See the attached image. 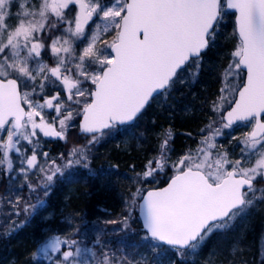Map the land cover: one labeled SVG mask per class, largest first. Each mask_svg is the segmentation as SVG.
Segmentation results:
<instances>
[{"label": "snow or ice", "instance_id": "obj_1", "mask_svg": "<svg viewBox=\"0 0 264 264\" xmlns=\"http://www.w3.org/2000/svg\"><path fill=\"white\" fill-rule=\"evenodd\" d=\"M225 9L235 16V43L216 98L205 101L212 116L199 131L198 147L172 161V133H162L157 155L135 182L156 183L167 168L166 186L146 194L137 187L127 214L106 223L132 230L136 212L157 264L164 245L179 256L197 254L213 233L235 231L264 203V188L255 186L264 182V0H0V172L14 183L19 173L30 191L47 195L65 170L89 169L87 146L61 153L57 163L40 150L42 137L66 140L76 116L89 145L117 126H134L150 101L184 83L185 73L199 76L217 46ZM234 126L249 130L233 137L239 154L233 149L230 157L217 140ZM19 203L17 197L13 207ZM35 208L26 203L23 211ZM79 234L78 228L71 237L52 234L38 253L51 264H147L146 254L136 259L105 251L99 236L97 256ZM229 247L232 255L239 252L238 244Z\"/></svg>", "mask_w": 264, "mask_h": 264}, {"label": "trees", "instance_id": "obj_2", "mask_svg": "<svg viewBox=\"0 0 264 264\" xmlns=\"http://www.w3.org/2000/svg\"><path fill=\"white\" fill-rule=\"evenodd\" d=\"M226 14L228 16L223 17L219 29L221 36L217 38V46L205 55L199 76L193 79L191 72L185 73L187 82L177 84L170 93L154 99L134 126L113 129L111 138L95 152L99 160L96 157L92 159L89 165L91 171L85 168L71 170L63 178L56 177L47 195L39 189L37 193L21 189L24 182L14 183L0 172L3 197L0 264H51L50 260L38 253L39 246L52 234L71 237L77 228L80 234L75 238L83 239L87 246L93 247L97 256L101 253V248L95 244L99 236L102 245L107 242L104 250L111 249L118 257L127 255L139 259L146 252L149 260H156L148 248L151 242L143 239L144 229L136 212L130 222L132 230H120L119 223L106 222L120 220L127 214L129 193L134 192L138 185L146 193L167 183L168 177L172 175L167 168L156 183L135 182L136 173L142 172L147 161L157 155V142L163 138L162 133H172L171 146L175 151L170 154L171 158L179 157L197 146L199 131L212 116L205 101L216 98L220 71L227 65V53L235 43L234 15ZM158 103H161L159 108L156 105ZM76 129L78 132V127ZM131 130L136 131V134L128 144H124L126 138L131 137ZM141 134L144 139H140ZM77 136L76 141L89 138ZM65 141H71L70 133ZM39 147L49 157L57 158V161L60 154L66 152L63 140L51 142L41 139ZM69 173L71 179H68ZM10 184L14 189L11 193L8 191ZM17 197L20 203L13 207ZM38 198L43 204L38 203ZM8 200L13 201V204H9ZM26 203L36 205L35 210L25 213L23 208ZM16 211H19L18 216L14 215ZM245 225L246 228L238 229L236 226L235 231L227 234L213 233L197 254L179 256L175 249L165 246L159 251L165 256L164 259L173 260L175 264H207L209 260H212L211 264H228L229 260L232 264H264V252L260 255L256 253L262 230L259 213L249 216ZM234 244L239 245V252L232 255L229 246ZM50 255L55 259L56 254Z\"/></svg>", "mask_w": 264, "mask_h": 264}, {"label": "rangeland", "instance_id": "obj_3", "mask_svg": "<svg viewBox=\"0 0 264 264\" xmlns=\"http://www.w3.org/2000/svg\"><path fill=\"white\" fill-rule=\"evenodd\" d=\"M226 13V12H225ZM226 16H228V14H225L224 15V17H226ZM225 19V18H224ZM220 36L221 35H219L218 36V38H220ZM111 35H107L106 37H105V39H108V41L109 42H111ZM222 38H224V37H222ZM99 46V45H98ZM233 47V46H232ZM232 49V48H231ZM230 49V50H231ZM228 63V58H227V60H226V62H225V64H227ZM222 69H224V68H222ZM222 71L223 70H221L220 71V74L222 73ZM201 72H202V70H201ZM200 72V73H201ZM219 74V75H220ZM187 80H188V77L185 75V80H184V83L185 82H187ZM219 81V80H218ZM184 83H182V84H179V85H183ZM220 87V82H218V85H217V89ZM217 93V92H216ZM213 99H215V98H213ZM159 104V105H158ZM158 104H156L157 105V107L159 108L160 106H161V103H158ZM156 107V108H157ZM157 108V109H158ZM80 121V117L79 116H76L75 117V119L72 121V126L68 129V131H67V135L70 133V139H71V141H65V140H63L64 141V144H65V147H66V152L64 153V154H67V153H69V151L72 149V148H74V147H81V146H87V149H88V152H89V159H90V162L92 161V159L94 160V158L96 157V159H98L99 160V156L97 157L96 156V154H95V152L96 151H98L102 146H104V144H106L107 143V140H109L108 138H111V136L114 134V132H112V134L111 135H105V136H103L102 138H100L99 139V141H98V143H96L95 145H89L88 144V139H81L80 141H76V137L78 138L79 136H77V134L79 135V130H78V132H77V127H78V122ZM206 122H208V121H206ZM134 130H136V129H134ZM134 130H131V133H130V136L131 137H129V138H126V140L127 141H125V143L124 144H128V141H130L134 136H135V134H136V131H134ZM249 129H246V128H244V127H233V129H225L224 130V135L222 136V137H220V138H218V140H217V143H218V146L219 145H223V148L224 149H227L228 151H229V155H230V157H232L233 156V149L235 150V154L238 156V154H239V148L238 147H236V144H237V141H236V139H233V137H239V138H242V136H243V134L246 132V131H248ZM229 133H231V135H229ZM74 140H75V142H74ZM111 140V139H110ZM112 141H114V140H112ZM70 142H72V145H71V143ZM118 141H116V143H117ZM23 143H25L26 144V142H23ZM123 145V144H122ZM122 147L123 146H121V144H120V148L122 149ZM198 147V144H197V146L195 147V148H197ZM194 148V149H195ZM194 149H192V150H194ZM28 154H30V152L28 153ZM178 157H172L171 158V160L172 161H174V160H176ZM41 163H44V161L43 160H41ZM57 163H61V161H60V159L57 161ZM79 169H83V167H81V166H76V167H74L73 169H67V170H65V174H64V177H65V175L67 174V172H69V171H71V170H73V171H75V170H79ZM72 171V172H73ZM31 174H29V177H28V182H30V183H32L33 185H35L36 184V179H37V177H34V176H32V178H31ZM60 176H57V178H59ZM61 178H63V177H61ZM56 180V178L54 179V181ZM17 181L18 182H24L23 184H21V189H23V188H26L28 191H30V189H29V187L27 186V183L24 181V179H22V178H20V174L19 173H17ZM53 183V182H52ZM258 189H260V188H264V182H262V183H259V184H256L255 185ZM137 187H139V185L137 186ZM131 188H133V187H131ZM130 191H131V189H130ZM31 193H32V191H30ZM36 193H37V191H36ZM257 195L259 196V195H261V193H257ZM3 197H2V194H1V190H0V225L2 224V220H1V211H2V207H3V199H2ZM4 205H5V203H4ZM254 213H256L257 215H258V213H259V218H260V221H261V227H262V230L260 231L261 232V234H260V237H259V241H258V245H257V250H256V253L257 254H262L263 252H264V203H258L256 206H254L252 209H250V211H249V213H248V215L245 217V218H243L242 219V221H238L237 222V228L239 229H243L244 227L246 228V223H248V221H249V216H251V215H253ZM14 215H15V213H14ZM17 216V215H16ZM247 230V229H246ZM221 235H222V233H221ZM142 254H146L147 255V263H151V264H157V261L156 260H152L153 258H152V256H150L152 259H150L149 260V254L148 253H146V252H144V253H142ZM164 255H162L161 256V259H160V261H159V264H172V262H173V260L172 261H170V260H168V259H164ZM187 260H189L188 258H187ZM262 261H264V260H262ZM212 263V260L210 261H207V264H211Z\"/></svg>", "mask_w": 264, "mask_h": 264}, {"label": "water", "instance_id": "obj_4", "mask_svg": "<svg viewBox=\"0 0 264 264\" xmlns=\"http://www.w3.org/2000/svg\"><path fill=\"white\" fill-rule=\"evenodd\" d=\"M226 11L233 13L232 10H227V9H226ZM151 102H152V101H150V104H151ZM146 109H147V108H146ZM144 112H145V111H144ZM139 118H140V117H139ZM139 118H138V119H139ZM138 119H137V120H138ZM136 122H137V121H135L134 124H135ZM81 123H82V121L80 120V122H79V134H80V135H83V136H87V137H89L90 134H85V133H83V132L81 131V128H80V124H81ZM117 127H125V126H117ZM164 186H166V184H165ZM164 186H162V187H164ZM162 187H158V188H162ZM155 189H157V188H155ZM151 190H153V189H151ZM145 194H146V193H145ZM139 219H140L141 224H142V226H143L142 218L139 217ZM164 246H167V245H164ZM167 247L172 248L171 246H167Z\"/></svg>", "mask_w": 264, "mask_h": 264}, {"label": "flooded vegetation", "instance_id": "obj_5", "mask_svg": "<svg viewBox=\"0 0 264 264\" xmlns=\"http://www.w3.org/2000/svg\"><path fill=\"white\" fill-rule=\"evenodd\" d=\"M40 135L42 137V134H40ZM42 139H45V140H48V141H51V142H56V141L62 140V139L54 138V137H42Z\"/></svg>", "mask_w": 264, "mask_h": 264}, {"label": "bare ground", "instance_id": "obj_6", "mask_svg": "<svg viewBox=\"0 0 264 264\" xmlns=\"http://www.w3.org/2000/svg\"><path fill=\"white\" fill-rule=\"evenodd\" d=\"M148 107H149V106H148ZM148 107H147V108H148ZM146 110H147V109H146ZM146 110H145V111H146ZM143 114H144V113H143ZM141 117H142V116H141ZM141 117H140V118H141ZM140 118H139V119H140ZM37 242H38V241H37ZM37 242H36V243H37ZM36 243H35V244H36Z\"/></svg>", "mask_w": 264, "mask_h": 264}]
</instances>
